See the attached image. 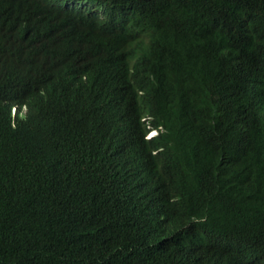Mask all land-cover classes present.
<instances>
[{"label": "trees", "instance_id": "16d2710c", "mask_svg": "<svg viewBox=\"0 0 264 264\" xmlns=\"http://www.w3.org/2000/svg\"><path fill=\"white\" fill-rule=\"evenodd\" d=\"M22 27L58 54L23 121ZM1 44L0 264H262L264 0H0Z\"/></svg>", "mask_w": 264, "mask_h": 264}, {"label": "clouds", "instance_id": "9594fccd", "mask_svg": "<svg viewBox=\"0 0 264 264\" xmlns=\"http://www.w3.org/2000/svg\"><path fill=\"white\" fill-rule=\"evenodd\" d=\"M12 30L13 29L7 32L5 36V41L17 42L16 44L20 49L19 52L20 54L30 53L33 51V48H35V52L32 57L33 63L30 70L31 76L33 78V91L31 92L29 99L26 101L14 99L13 103L8 102L10 107V116L12 118H17L23 121L27 118V114L29 113V111H34L31 107V102H32L31 96L39 95L43 93L45 74L52 73L56 75L54 58H56L58 54L55 49L53 41L47 35L45 34L41 36L37 35L36 31H40L39 29L30 27L29 30H25L22 27V29L18 30L19 40H15L13 38ZM16 44H13L12 46ZM23 45L26 46L24 47ZM10 48L6 49L3 44L0 45V69L5 68L9 63V58L13 57L9 53ZM89 67L92 68L91 71L81 72V79L83 84L87 82L89 83V78H92L96 73L98 77L97 83L100 86H104L106 89H111L113 87L115 82L107 78L106 76L107 69L104 68L103 65H101L100 63H96ZM129 67H131V65ZM124 71L126 73L128 72V70H126L125 67H124ZM141 121L145 122L146 118H142ZM131 125H132L131 120L125 121L123 133L117 139L126 140L128 137L126 133L130 130ZM148 129L149 130L146 133L142 134V138L138 139L137 141L129 145L125 152L126 154L129 155V158L134 162L139 161V165L142 159V155L140 154L141 152L140 144H142L144 140H149L157 136L159 134V130H161V127H159L158 129L149 127ZM156 199L157 197L155 195L149 197L148 206L152 210L159 209L162 206L161 203L157 205ZM149 224H154V225L156 224V226L168 225L173 227V221L170 219L166 210L157 212L153 216ZM261 262L262 264H264V259Z\"/></svg>", "mask_w": 264, "mask_h": 264}]
</instances>
